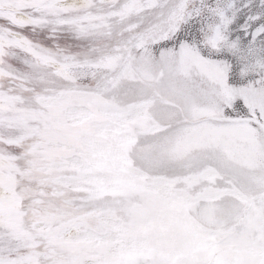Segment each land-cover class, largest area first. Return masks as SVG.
I'll return each mask as SVG.
<instances>
[{"label":"snow or ice","instance_id":"obj_1","mask_svg":"<svg viewBox=\"0 0 264 264\" xmlns=\"http://www.w3.org/2000/svg\"><path fill=\"white\" fill-rule=\"evenodd\" d=\"M0 264H264V0H0Z\"/></svg>","mask_w":264,"mask_h":264}]
</instances>
